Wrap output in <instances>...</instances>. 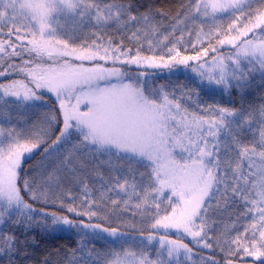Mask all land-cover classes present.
Returning <instances> with one entry per match:
<instances>
[{"label": "snow or ice", "instance_id": "snow-or-ice-1", "mask_svg": "<svg viewBox=\"0 0 264 264\" xmlns=\"http://www.w3.org/2000/svg\"><path fill=\"white\" fill-rule=\"evenodd\" d=\"M256 72L264 0H0V260L39 229L77 237L42 264H264Z\"/></svg>", "mask_w": 264, "mask_h": 264}, {"label": "trees", "instance_id": "trees-1", "mask_svg": "<svg viewBox=\"0 0 264 264\" xmlns=\"http://www.w3.org/2000/svg\"><path fill=\"white\" fill-rule=\"evenodd\" d=\"M155 2L157 3V6H174L178 4L180 0H155ZM252 79L253 82L251 84V87L248 88L244 93V98L246 101L258 103L260 97L264 96V85H261V74L254 73ZM169 81H171L172 83H176L177 81H179L181 84L187 83L191 87H195L197 83V81L192 77L191 73L185 70H182L177 73L160 71L158 73V76L155 78V83L157 85L167 84L169 83ZM205 91H207L208 94L204 95V93H202V96L207 101L215 100L223 105L231 106L234 104L237 107H239L241 103L240 94L236 90H233L231 95L225 92L221 93L219 91L214 90L209 91L205 89ZM45 95L46 99H53L49 95ZM41 150H38L33 159L28 161L27 164H25V168L28 167V164H35L37 162V160L39 159V151ZM137 227L139 228L140 225L137 224ZM32 235L36 236L37 245L28 249L30 255L27 260L22 261V264H42L43 258L47 256L50 252H53L55 249H60L61 254H63L68 249L76 247L77 237L72 233L48 234L41 232L39 229H36L32 233ZM205 254H208L207 251H205ZM215 258L217 260L222 261L223 255L217 253ZM53 259H55V257H53ZM0 264H7V258L5 257L0 260Z\"/></svg>", "mask_w": 264, "mask_h": 264}, {"label": "rangeland", "instance_id": "rangeland-1", "mask_svg": "<svg viewBox=\"0 0 264 264\" xmlns=\"http://www.w3.org/2000/svg\"><path fill=\"white\" fill-rule=\"evenodd\" d=\"M182 70L189 71V72L191 73L192 77L196 80V76H195V74L192 73L189 69H186V68H185L184 66H182V65L179 66L178 68H174V69H172L170 73H177V72H180V71H182ZM131 71L133 72V74L136 73L137 69L135 68V66L132 67ZM147 71H148V73L155 72V73H156L155 78L158 76V73H159L160 71H167V72H169L168 69H147ZM256 73L259 74V72H256ZM150 78H151V77H150ZM196 81H197V80H196ZM214 91H219V90H214ZM219 92H220V91H219ZM225 93H227V92H225ZM47 95H49V94H47ZM49 96H50V95H49ZM52 98L54 99V97H52ZM57 233H69V232H57ZM205 251H207V250H205Z\"/></svg>", "mask_w": 264, "mask_h": 264}]
</instances>
